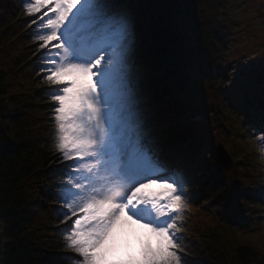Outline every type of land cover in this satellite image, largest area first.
Wrapping results in <instances>:
<instances>
[{
    "label": "trees",
    "instance_id": "obj_1",
    "mask_svg": "<svg viewBox=\"0 0 264 264\" xmlns=\"http://www.w3.org/2000/svg\"><path fill=\"white\" fill-rule=\"evenodd\" d=\"M18 1L24 0H0V264H63L53 222L61 215L59 193L68 183L69 164L61 162L54 144L55 102L51 89L41 82L44 64L27 42L35 31L21 15ZM117 2L133 30L128 55L132 73L145 81L160 104L150 123L176 121L163 129L166 139L185 143L184 150L191 153L186 163L193 168H185L186 202L201 201L200 206L218 216L209 222L186 214L177 221L181 264H264V157L256 144H242L233 134L236 123L239 135L245 131L235 112L250 127L260 128L261 98L245 94L232 98L230 103L237 107L233 110L229 95L219 89L228 76L224 50L235 25L228 0ZM27 66L31 69L26 72ZM207 98L215 109L222 142L234 159L229 170L232 184L217 156L215 177L199 162L197 151L208 137H197L200 122L195 116L205 114ZM230 137L236 144L228 145ZM158 153H165V162L174 159L161 147ZM238 198L253 201L248 207L237 206L235 214L254 224L256 235L240 233L245 226L241 219L229 223L224 218Z\"/></svg>",
    "mask_w": 264,
    "mask_h": 264
},
{
    "label": "snow or ice",
    "instance_id": "obj_2",
    "mask_svg": "<svg viewBox=\"0 0 264 264\" xmlns=\"http://www.w3.org/2000/svg\"><path fill=\"white\" fill-rule=\"evenodd\" d=\"M24 6L29 15L44 8L53 13L45 12L39 17L43 23H33H37L35 38L42 42L41 48L56 42L42 57L45 79L63 85L50 95L56 105V149L64 160L73 161L60 193L61 219L72 220L66 247L82 258L78 264H181L176 233L186 205V173L180 167H167L157 154L158 142L145 134L127 79L133 41L128 16L104 0H24ZM86 13L96 18L95 35L88 37L79 27ZM113 74H120L123 81L119 112L109 92ZM260 74L259 131L264 132V68ZM239 81L237 72L233 89ZM260 142L264 145V136ZM197 154L208 175L215 177L216 151L209 145ZM155 183L162 189L148 191ZM126 221L148 229L158 243L145 245L139 258L122 261L111 258L110 241Z\"/></svg>",
    "mask_w": 264,
    "mask_h": 264
},
{
    "label": "rangeland",
    "instance_id": "obj_3",
    "mask_svg": "<svg viewBox=\"0 0 264 264\" xmlns=\"http://www.w3.org/2000/svg\"><path fill=\"white\" fill-rule=\"evenodd\" d=\"M23 2V3H22ZM83 2V0H82ZM104 2L110 4L113 6L114 9L120 10L125 12L122 9V5L118 4L117 0H104ZM22 3V4H21ZM18 4H20L21 9L20 13L22 16L28 19V23L31 26L30 30H34L35 33L31 37L28 38L29 46L33 50H37L39 63H43V69L46 67L44 60L42 59L45 54L49 53L50 48L53 44H55V41H52L51 44L45 48H41L40 44L41 41H38L36 36V30H37V23H43V21L39 20V17L42 16L45 12H48V15H53L52 12H49L48 8L41 9L39 13H36L35 15H29L25 11L24 1H18ZM228 5L230 9L231 16L234 20V28L229 33V43L225 47V57L228 60V68L227 71L229 73V76L225 78L222 85H220L219 89L223 92H226L229 95V103L232 98H241L242 94L248 95L250 98H261V88L262 84L257 83L255 78L258 73L261 72V68H264V0H228ZM51 7V5H49ZM47 16L44 17V20H47ZM95 17L91 15L90 13H86L84 17L79 22L80 29L85 33V36L88 37L89 35H95V31L93 28V25L95 23ZM37 21V23H33V21ZM130 21V20H129ZM26 43V44H28ZM100 46H104L101 44ZM111 51V50H110ZM42 61H41V60ZM31 66L25 67V71H30ZM41 69L42 71H44ZM40 70V71H41ZM134 71V68L131 67V61L128 60L127 65V79L130 83V86L133 89V93L136 97V106L138 110V114L141 117L142 124L144 125L145 134L148 136V138L152 141L158 142L159 146L163 148L164 151H169L173 154L174 159L171 158L170 161L165 162V153H158L159 158L161 161L169 168H173V166H184L182 168L185 173L186 167L189 166V164H186V159H188L191 154L186 152L184 150L185 143H171L169 139H166L167 137V130H163L166 125L174 124L176 121L172 122L171 120H163L158 121L155 124H151L150 118L155 115V113L158 111L159 103L155 99L153 95L150 94V91H148V85L145 84V81L142 80V78L137 77L132 72ZM46 72V71H45ZM237 72L240 73V81L238 83V86L233 89V83L237 81ZM47 73L43 76L41 79V82H44L46 87L50 88L51 90L53 88L57 87H63V85H51L49 84L46 79ZM70 79V78H65ZM122 88H123V81L121 79L120 74H113L110 77L109 80V92L112 98L113 106L119 112L120 110V102H121V94H122ZM54 102V101H53ZM207 102V108L205 110V114L202 115H196L195 119L200 122V126H198V138H201L203 136L208 137L207 143L201 144V150L205 146H211L215 147L217 142H222V133L219 132V125L215 121V114L213 113V104L210 101V99L206 100ZM230 104H233L232 102ZM56 106V105H55ZM55 107H53L54 109ZM233 110H235L234 104H233ZM240 114V115H239ZM237 114L235 112V117L239 124L243 127L245 130L242 135H239V130L235 131V127H238L237 123L234 125L233 134L240 137L238 141L242 144L249 143V144H256L260 149L261 157H264V145L260 142V137L264 136V132L259 131V128H253L250 127L247 124V119L245 117L243 118L241 116V113ZM55 116V113H54ZM247 121V122H246ZM54 123V130L56 133V124L55 120ZM160 129H162L160 131ZM246 132V134H245ZM232 134V135H233ZM230 140L228 141V145H233L235 141V137H230ZM237 141H235L234 144H236ZM121 145H123V141H120ZM55 147H56V140H55ZM225 144V143H224ZM226 145V144H225ZM227 147V146H226ZM179 155V158H175V155ZM125 159H127V156H125ZM61 162L72 165L73 161H66L62 160ZM62 165V164H61ZM68 167V166H67ZM190 168H193L192 165ZM232 171V170H231ZM229 170L225 171V177L227 178V181L231 184L232 176L229 174ZM188 178L186 174L187 182ZM184 185V186H185ZM65 186V185H64ZM111 186V184H109ZM64 189V187H63ZM61 189V191L63 190ZM162 189V184L155 183L151 184L148 191H159ZM60 191V193H61ZM59 193V196H60ZM188 197L185 196V200L187 201ZM62 201V200H61ZM244 204V206L247 203L252 204L253 201H244L241 198H238V200L232 201L231 206L228 208L229 210L227 212H224V218H226V221L229 223H233L235 220H240L245 226H242L239 231L244 236H251L256 235L258 233V229L254 227V224H248L246 223L242 217L236 215V207L240 204ZM201 201H197L196 203H193L192 205H189L186 202V205L183 209V216L186 214L194 215L198 218H201L202 220L213 222L217 220L218 216L214 213V211L205 205L200 206ZM250 206L249 204L246 205V207ZM63 201L60 202V205L58 206V210L61 213L58 216H56V219H54L53 222V228L55 232L56 237H60V242H57L56 244V250L59 256H61L65 264H78V261L82 258L78 257V254L74 253L71 249L66 247V230L68 229L69 225H71L72 220L68 221H62V210H63ZM75 217H73V220ZM126 220V218H125ZM122 232V233H121ZM151 244L153 247L157 246L158 239L157 237L149 232L148 229L142 228L139 224L132 223L131 221H126L122 224V227L117 230V233L115 234L114 240L110 241V244L113 245V253L112 257L117 260L127 261L132 258H139L142 255L143 249L145 245ZM67 257H77V260H71L66 259ZM63 263V264H64Z\"/></svg>",
    "mask_w": 264,
    "mask_h": 264
},
{
    "label": "water",
    "instance_id": "obj_4",
    "mask_svg": "<svg viewBox=\"0 0 264 264\" xmlns=\"http://www.w3.org/2000/svg\"><path fill=\"white\" fill-rule=\"evenodd\" d=\"M217 159L221 167L225 170H231L234 165V159L223 142H217L215 146Z\"/></svg>",
    "mask_w": 264,
    "mask_h": 264
},
{
    "label": "bare ground",
    "instance_id": "obj_5",
    "mask_svg": "<svg viewBox=\"0 0 264 264\" xmlns=\"http://www.w3.org/2000/svg\"><path fill=\"white\" fill-rule=\"evenodd\" d=\"M226 73L228 74V76H229V73H228V71H227V69L224 71V76H226ZM227 76V77H228ZM225 78V77H224ZM226 93V92H225ZM247 122V121H246ZM248 124H249V122H247ZM188 153H190V152H188ZM191 154V153H190ZM191 157V156H190ZM189 157V158H190ZM175 158H177L178 159V157L176 156ZM187 164V163H186ZM122 233V232H121Z\"/></svg>",
    "mask_w": 264,
    "mask_h": 264
}]
</instances>
